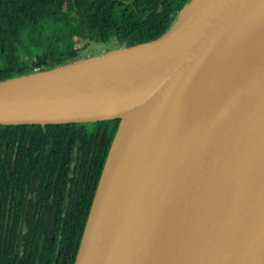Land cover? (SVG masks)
I'll return each instance as SVG.
<instances>
[{
  "label": "water",
  "instance_id": "95a60500",
  "mask_svg": "<svg viewBox=\"0 0 264 264\" xmlns=\"http://www.w3.org/2000/svg\"><path fill=\"white\" fill-rule=\"evenodd\" d=\"M114 120L74 264H264V0L0 80V126Z\"/></svg>",
  "mask_w": 264,
  "mask_h": 264
},
{
  "label": "trees",
  "instance_id": "16d2710c",
  "mask_svg": "<svg viewBox=\"0 0 264 264\" xmlns=\"http://www.w3.org/2000/svg\"><path fill=\"white\" fill-rule=\"evenodd\" d=\"M191 1L0 0V80L77 61L82 44H114L118 49L158 39ZM119 122L0 126L4 182L14 177L12 173L23 176L32 168L43 183L49 180L65 189L70 179L65 169L70 170L74 152H82L79 173L71 179L72 200L65 217L64 193L60 200L57 197L58 213L32 218L28 234L20 219L0 217V264L75 263ZM45 224L47 232L42 229Z\"/></svg>",
  "mask_w": 264,
  "mask_h": 264
},
{
  "label": "flooded vegetation",
  "instance_id": "af4514ba",
  "mask_svg": "<svg viewBox=\"0 0 264 264\" xmlns=\"http://www.w3.org/2000/svg\"><path fill=\"white\" fill-rule=\"evenodd\" d=\"M80 153H82L81 150L74 152L70 170L66 172L65 169V174L67 173L70 177L65 189L63 186L61 188L52 186L49 180L47 184L43 183L41 179L37 178L36 171L32 168H29L23 176H20L18 172L12 173L14 177L9 182H4L0 178V217L20 219V225L28 234L32 218H50L58 213L55 208L57 197L60 200L63 193L62 216L65 217L72 200L71 179L78 175L80 169V165H77L82 157ZM3 165V163L0 164V166ZM50 168L47 171H50ZM62 173H64V169H62ZM48 176L51 177V171L48 172ZM55 188H57L56 191H54ZM47 228L48 224L42 227L45 232H47Z\"/></svg>",
  "mask_w": 264,
  "mask_h": 264
},
{
  "label": "rangeland",
  "instance_id": "374dc122",
  "mask_svg": "<svg viewBox=\"0 0 264 264\" xmlns=\"http://www.w3.org/2000/svg\"><path fill=\"white\" fill-rule=\"evenodd\" d=\"M80 47H81V49H83L81 58L92 57L95 55H99L105 51L112 50V49L116 48L114 44L107 46L108 48L106 46H96V45L86 46L84 44L80 45Z\"/></svg>",
  "mask_w": 264,
  "mask_h": 264
},
{
  "label": "bare ground",
  "instance_id": "6f19581e",
  "mask_svg": "<svg viewBox=\"0 0 264 264\" xmlns=\"http://www.w3.org/2000/svg\"><path fill=\"white\" fill-rule=\"evenodd\" d=\"M186 108H188L189 110H191L192 108H194V103L188 105Z\"/></svg>",
  "mask_w": 264,
  "mask_h": 264
}]
</instances>
